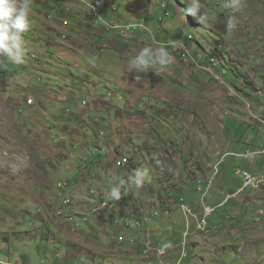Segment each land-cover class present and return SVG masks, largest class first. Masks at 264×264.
Returning <instances> with one entry per match:
<instances>
[{
    "label": "rangeland",
    "instance_id": "374dc122",
    "mask_svg": "<svg viewBox=\"0 0 264 264\" xmlns=\"http://www.w3.org/2000/svg\"><path fill=\"white\" fill-rule=\"evenodd\" d=\"M107 1L98 6L101 23L91 5L96 0H28L26 59L0 70V264H148L144 259L153 253L131 245L134 232L123 228V221L130 212L142 215L140 206L153 210L161 196L179 219L163 232L167 263L264 264V154L254 149L264 150V0H242L237 11L225 8L226 0H199L212 16L205 24L187 14L186 0ZM226 15L237 21L233 31L225 27ZM141 19L146 26L137 33L114 29ZM181 45L188 48L186 57ZM144 47L168 51L172 62L153 66L145 80L136 81L129 60ZM64 92L89 105L78 108L63 99ZM30 97L34 105L28 104ZM71 111L87 115L77 137ZM120 111L138 116L129 124L135 132L129 142L125 133L116 140L124 124ZM249 148L252 156L246 158ZM121 153L134 168H117ZM137 168H147L151 179L118 201L111 199L120 223H111V217L110 225L106 218L89 223L75 214L90 186L92 197L96 189L108 196ZM244 170L260 176L261 187L220 206L243 186ZM213 178L206 206L217 211L210 231L196 232L198 225L191 224L189 255L183 258L193 211L205 210L206 189L200 185ZM80 183V195L64 211L63 201ZM182 193L189 206L177 216ZM90 206L81 212L96 209V203ZM164 217L150 226L156 228ZM119 231L127 234L123 240ZM150 262L160 264L156 257Z\"/></svg>",
    "mask_w": 264,
    "mask_h": 264
},
{
    "label": "clouds",
    "instance_id": "9594fccd",
    "mask_svg": "<svg viewBox=\"0 0 264 264\" xmlns=\"http://www.w3.org/2000/svg\"><path fill=\"white\" fill-rule=\"evenodd\" d=\"M186 2L188 3V7L186 9V12L188 15H192V16L196 17L202 24H205L206 21L212 19L211 14L208 13V11L206 9L202 8L199 0H186ZM108 3L109 2L107 0H96L95 4H91L93 7H95L94 16L97 18L98 21L101 20V23L103 22V16H102L101 12L98 10V6L103 5V4H108ZM242 6H243L242 0H226V2L224 4L225 8L231 9L232 11H237ZM163 7H166V5H163ZM30 13H31V8H30V4L28 3V0H0V70L6 69L8 62L13 63V64L24 63V61L26 59V53H25V47H24V42H23V34L29 29ZM169 14H170V12L168 11L166 15H169ZM142 20H143L142 22H131V23H128L126 25H115L114 29L119 30L122 34H125V35H127L128 33H131V32L137 33V31H139L143 26H146V24H145L146 20L145 19H142ZM163 20H164V18H163ZM225 20H226L225 27L228 31H233L237 27V21L233 15H226ZM98 21H97V23H98ZM115 22H116V20H115ZM62 35H63L62 36L63 39L69 38L68 34H66L64 32ZM64 35L66 37H64ZM190 38H192V36H190ZM181 51H182L183 55L186 57V54L188 52L187 46L181 45ZM219 51L222 52V49H220ZM212 60L213 61L215 60V56H213V55L211 57V62H212ZM224 60L222 63H224ZM171 62H172V57L168 51L162 50V51L157 52L150 47L142 48L138 55H136L134 58H131L129 60V64L131 65V72L134 73V78L136 81H140L142 79V76L144 74H147L153 68V66L159 65L161 68H165L169 64H171ZM223 67L225 69V73L223 75L228 74L229 68L225 64ZM220 74L221 73H219L217 75L214 74L215 79H217V78L219 79ZM35 103H36V100L33 97H30L28 99L29 105H34ZM87 105H89V102L84 100L83 106H87ZM68 112H70V109L68 110ZM71 113H72V111H71ZM263 122H264V120H263ZM73 134H74V132H73ZM101 135L106 136V132L102 131ZM249 150L253 151V149H249ZM246 152H245V154H246ZM260 152L262 154H264V150H260ZM123 154H126V153H121L120 155H123ZM230 154L232 155V153H230ZM251 156L252 155H250L248 157L246 156V158H250ZM221 158H222V156H221ZM130 162H132L131 158L125 167H127L128 165L130 166V164H129ZM244 171H250V170H244ZM244 171L242 172L243 184H244V174H243ZM250 172L257 177H260L257 174L253 173L252 171H250ZM150 179L151 178L149 175V170L147 168H137L127 176L126 180H121L119 182V184L113 186L111 188L110 194H108V196H105V193L103 191L97 189V191L100 193V195H97L96 197H92L90 195L89 190L93 187L90 186V188L88 189V193H89L88 197L89 198L87 197V200L89 201V203L87 204V202H86L85 204H87V205H84V206L80 205V210H78V211L85 210L82 208H88L92 202H96V201H93V198H98L97 201H101V200L109 198L110 203H112L113 207H114L115 205L112 202V200H115V201L120 200L122 198V196H127L130 193H132L135 189L141 188L146 182H150ZM196 179H197V177H196ZM261 180L263 182L262 178H261ZM201 181H203V180H201ZM214 182H215V179H214V181L210 187V190L212 189ZM262 182H261V184H262ZM261 184L257 188H255V187H250V188L257 190L258 188L261 187ZM204 185L205 184L203 181V184L200 186H202L204 188ZM246 189H248V188H244V186H242L235 195L231 194L232 197L227 203L222 204L224 202V200H223L221 202L220 206H222V207L226 206L234 197H236L238 194L244 192ZM208 192L206 190V193H204V195H203V200H205L206 203L208 202V197H207ZM228 195H230V194H228ZM226 196H225V198H226ZM73 197H76V196L74 195V196H69L66 198H71V200L73 201ZM69 207L64 208L63 210L65 211V209H69ZM140 208L141 209L139 212L142 213V215H140V216L137 215L136 211L133 210L134 212H130V213L126 214L125 220L123 221V228L133 230V232H134L131 235V240H130V242L132 243L131 245H140L141 251L144 254L149 255L150 253H153L152 257H156L160 261V264H169V263H167V260H163L164 257L168 254V251L164 248V245H163V243H164L163 238H162L163 234L161 237L159 236L158 239L152 240L150 238V236L154 235L153 231L149 230L146 235H143L145 228L144 229L141 228L143 223H146L145 224V227H146L152 223V220L157 219V218H153V219H150L148 221L143 220L145 217L150 216L152 210H150L149 215H147L148 212L143 210V208L141 206H140ZM60 209H62V208H60ZM60 209H58V211ZM137 209H139V207ZM64 211H63V213H64ZM181 212L182 211H179L178 214ZM73 213H75V212H73ZM113 213L114 212L112 211V209L111 210L107 209L102 214L96 215L95 217H93L89 220H95L96 222H98V221L102 220L103 218H106V220L108 222V221H110L109 217H111V223H113L114 220L116 222L120 223L121 221L116 220L115 216L112 215ZM75 214H77V212ZM178 214H177V216H178ZM161 216L167 217V216H171V214L167 215V214L163 213ZM210 217H212V216H210ZM139 219L142 220V223L140 225H135L134 221L139 220ZM194 221L195 220H193L192 222H190V224H188V229L185 232L184 239L182 240V250H183L182 257L183 258H187L189 255V252H188L189 241H188V239H189L190 235H192L189 232L190 231L189 228H190L191 224H194L196 227V223ZM108 223H109V225L111 224L110 222H108ZM169 224H171V223H169ZM209 226H210V218H209ZM168 230H170V227L166 228L164 231H168ZM195 231L199 232V233H204V232L210 231V228H208L207 231H201V230H198L196 227ZM137 232H142L143 237L140 236L141 233H137ZM119 233L121 235V237H120L121 240H123V236L127 235L126 233H123L121 231H119ZM145 238H147V239H145ZM160 250H164L165 251L164 254H160V252H159ZM133 251H134V249L130 250L131 253ZM150 259L146 258V259H144V261L147 262L148 264H152L150 262Z\"/></svg>",
    "mask_w": 264,
    "mask_h": 264
},
{
    "label": "built area",
    "instance_id": "2783aa9c",
    "mask_svg": "<svg viewBox=\"0 0 264 264\" xmlns=\"http://www.w3.org/2000/svg\"><path fill=\"white\" fill-rule=\"evenodd\" d=\"M249 151L250 150H247L245 154L247 157L252 154V153H249ZM129 161H130V158L127 154L120 155L116 160V166L117 168L126 166ZM243 174H244V184H243L244 188L254 187L256 185V176L252 174L250 171H244ZM214 179L215 178H213L211 182H207L204 185V188L207 190V192L210 190V187ZM91 189H94V188H91ZM231 197L232 195H227L222 204L227 203L231 199ZM64 202L66 203V208H68L72 200L71 198H65ZM179 204H180L181 211L184 213L185 206H189V205L187 204L184 198H180ZM203 204L205 205V210L202 213H196L193 211V219L195 220L194 222L198 224L199 228H203L205 231H207L209 228V218L216 212L217 208L206 206L205 200H203ZM164 206L166 207V209L163 212L161 208ZM171 206L172 204L169 203V200H159V204H157L153 208L150 216L145 217L143 220L148 221L153 218H159L163 213L170 215ZM112 208H113V204L110 203L109 198H108V199H104L101 201H96V209H93L91 212H78L77 214H79L81 217L85 218L86 220H89L95 217L96 215L102 214L107 209L111 210ZM141 223H142L141 219L134 221L135 225H140ZM159 252L160 254H164L165 251L160 250Z\"/></svg>",
    "mask_w": 264,
    "mask_h": 264
},
{
    "label": "crops",
    "instance_id": "0c3cea01",
    "mask_svg": "<svg viewBox=\"0 0 264 264\" xmlns=\"http://www.w3.org/2000/svg\"><path fill=\"white\" fill-rule=\"evenodd\" d=\"M132 40L135 41V39H132ZM77 44H78L77 41H73L72 42V47H74V45L76 46ZM119 47H120V45H119ZM119 47H118V50H119ZM115 48H117V47H115ZM88 62L90 64H92L91 61L88 60ZM186 74L188 75L187 72H186ZM125 79H126V77H122L121 84H123V85L126 84V82L124 81ZM141 80H145V78H142ZM146 94H148V91L146 92ZM47 96H50V95L47 94ZM64 98H66L67 100H70L72 103H76L78 105V108L80 106L84 107L83 106V102L84 101H81V99H78L76 97L75 93H67V92H64L63 99ZM99 101H101V100H99ZM82 107L80 109H83L84 110V108H82ZM109 107L110 108H114V107H118V105L112 104ZM131 109H135V106L134 107H131ZM119 113H120V116H122L124 118V124L122 126V131H120V130L118 131V135H117L116 140L119 141L120 135L122 133H125L124 139H125L126 142H129L132 139L131 136L135 134V132L133 133V131L129 127V124H130V122L134 121V119L136 117H138V116L136 114H131L130 115V114H127V113L124 116V115L121 114V111ZM133 116H135V118H133ZM70 118H71L70 123H72L71 128H73V132L76 133V137H77L79 135V130L86 124L87 115L83 111L82 112H72V114L70 115ZM132 123H134V122H132ZM75 130H77V131H75ZM79 137L81 138V136H79ZM110 137L111 138H109L108 140H110V139L113 138L112 136H110ZM77 144H79V142ZM72 145H74V144H70L71 147H72ZM112 151H114V149H111V152ZM112 155H113V153H112ZM213 156L216 157V155H214V152H213ZM259 161L257 162V166H258ZM92 172H93V170H92ZM81 186H82L81 183L74 185V195L76 197L79 196L80 192L82 191ZM163 198L168 199L167 197L161 196L160 197V200H163ZM86 202H87V204L89 203V201L87 199L86 200L84 199V200H81L80 203L84 206V205H87V204H85ZM154 206H153V208H154ZM143 210H145L146 212H149L151 209L146 206V207L143 208ZM177 220H179V219L176 217L175 213L173 212V214L171 216H167V217H164L163 219L157 220L158 224H157V227L156 228H153L150 225L146 226L145 229H144L143 235H146L149 230H152L154 234H159V236L161 237L162 234H163V232H164V230L166 228H169L171 226V224H169V223H173L174 222L175 224H178L179 221H177ZM140 236H142V233H141Z\"/></svg>",
    "mask_w": 264,
    "mask_h": 264
},
{
    "label": "trees",
    "instance_id": "16d2710c",
    "mask_svg": "<svg viewBox=\"0 0 264 264\" xmlns=\"http://www.w3.org/2000/svg\"><path fill=\"white\" fill-rule=\"evenodd\" d=\"M103 5H108V4H103ZM142 21H143V20L141 19V22H142ZM261 148H263V147H261ZM261 148L257 149V148L255 147L254 149H256V151H257V150L260 151V150H262ZM249 149H253V148H249ZM259 163H260V166H262V164H261V159H260ZM129 164H130L131 167L134 168L133 162H130ZM130 166L128 165V169H129ZM168 195L171 196V192H170ZM180 198H184V199H185L183 193H182V195L179 196V198H178V202H180ZM185 200H186V199H185ZM173 208H174V206L172 205V206L170 207V214H171V215L173 214ZM161 209H162V211L164 212V210L166 209V207L164 206V207H162ZM177 214H178V213H177ZM78 215H79V214H78ZM79 216H80V215H79ZM92 221H94V220H88L89 223H92ZM95 223H97V222L95 221ZM56 240H58L57 237L54 238V241H56Z\"/></svg>",
    "mask_w": 264,
    "mask_h": 264
},
{
    "label": "bare ground",
    "instance_id": "6f19581e",
    "mask_svg": "<svg viewBox=\"0 0 264 264\" xmlns=\"http://www.w3.org/2000/svg\"><path fill=\"white\" fill-rule=\"evenodd\" d=\"M259 181L262 182L261 178L256 176V185H255L256 187H258V186L261 184V183H258ZM255 186H254V187H255ZM256 187H255V188H256ZM91 190H92V189H91ZM96 190H97V189H96ZM89 192H90V190H89ZM90 195H91V194H90ZM93 195H96V196H97V195H100V193L97 191V193H96V194H93ZM94 203H96V202H94ZM91 207H92V206H90V208H91ZM88 208H89V207H88ZM77 212H81V211H77ZM197 225H198V224H197ZM197 229H198V230H201V231H205L203 228H199V226L197 227Z\"/></svg>",
    "mask_w": 264,
    "mask_h": 264
}]
</instances>
